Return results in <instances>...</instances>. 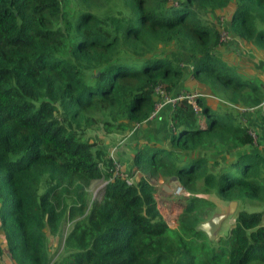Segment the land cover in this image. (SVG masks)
<instances>
[{"label": "trees", "instance_id": "obj_1", "mask_svg": "<svg viewBox=\"0 0 264 264\" xmlns=\"http://www.w3.org/2000/svg\"><path fill=\"white\" fill-rule=\"evenodd\" d=\"M217 14L264 58V0H0V264H264L263 211L240 209L217 243L197 229L198 193L264 200V78L222 55ZM190 80L200 112L164 107L168 138L137 142L128 183L105 137L149 120L158 85ZM173 176L190 193L177 227L150 181Z\"/></svg>", "mask_w": 264, "mask_h": 264}, {"label": "rangeland", "instance_id": "obj_2", "mask_svg": "<svg viewBox=\"0 0 264 264\" xmlns=\"http://www.w3.org/2000/svg\"><path fill=\"white\" fill-rule=\"evenodd\" d=\"M216 19V17H215ZM216 21V20H215ZM228 25V24H227ZM233 36V35H232ZM233 52L234 58L236 57V61L238 62L237 66H240V69H244L245 71H250V75H262L264 78V58L261 56L260 53L249 51L245 46L239 41V38L233 36L231 39V42L227 44V46L224 48L223 52L226 54L229 52ZM236 62V63H237ZM241 63V64H240ZM244 64V66H242ZM243 67V68H242ZM242 71V70H241ZM243 71L244 73H246ZM192 85H189L186 87V83L184 86V90L191 89ZM219 109L223 110V106L219 104ZM159 127L155 129L152 134L151 132L147 133L151 137H156L160 138L161 140L168 138V125L166 123H158ZM101 133V132H100ZM131 134V133H130ZM87 136H95L100 138L99 132L96 130H89ZM108 138V136H106ZM114 138L109 142L112 145H121L123 141H125L128 137L129 134H116L113 136ZM131 139V138H129ZM221 161H225L224 158L227 156L225 154H220L219 155ZM227 160V158H226ZM120 171L116 174L121 175V173H127L130 175V177H133V180L139 179L143 174L140 171H137L136 168L134 169H126L122 164ZM42 173H43V180L44 182L47 179V172L44 168H42ZM132 179V178H130ZM150 181L152 184L155 185L156 187V198L158 202V206L160 208L161 213L167 220V222L171 225V227H177L178 226V221H179V216L182 213L186 202H187V197H185L183 194L179 195L176 194L173 190V192H167L163 189V185L167 184L170 187L175 188L176 185H178L176 182H172L170 178H164L160 177L159 179L156 178H150ZM107 183V179L105 178H100V179H94L89 186V191L93 200H101L104 190H105V185ZM203 180H200L198 182V188L201 189L203 187ZM200 197H203L204 199L208 200V202L203 203L204 207H207L206 209H203L201 212V223L208 221L213 214L215 213H229L231 214L227 217V219L224 220L221 231L218 235V237L214 240L215 243L221 238V237H228L230 235L231 228L235 224V216L237 212L240 209H246L250 212L253 211H263L264 212V200H255V199H246L245 197L241 198L239 201H237L235 205V210L230 211V202L222 199L218 194L216 193H198L197 194ZM73 226V223L71 221H66L64 222L62 226L61 233L57 236H49L48 238V247H49V257L51 258V263L54 262L56 259L60 257L62 254L63 250V244H64V239L67 233L71 230Z\"/></svg>", "mask_w": 264, "mask_h": 264}, {"label": "built area", "instance_id": "obj_3", "mask_svg": "<svg viewBox=\"0 0 264 264\" xmlns=\"http://www.w3.org/2000/svg\"><path fill=\"white\" fill-rule=\"evenodd\" d=\"M217 18H218V23L220 25V40H221L222 43L228 44V43L231 42V39L233 38L234 35L230 32L229 28L227 27V21H226L227 17L225 15H218ZM235 38H236V36H235ZM239 41L241 42L240 38H239ZM248 50H250V49H248ZM250 51H252V50H250ZM155 94L158 96L159 100H158V102H157V104L155 106V109L152 112V114H151L149 119L158 118L160 113H161V111H162V109L164 107H167L169 105H174L178 101H180L181 99H188L189 102L194 104V106H195L196 110L198 111V113L201 110L198 107L197 102H196L197 97L199 95H201L199 92L189 93L186 90H183L182 92H180L178 94H172L163 85H158L155 88ZM245 111H246V109H244V112ZM249 131L252 134V136L254 137V141L256 142L258 137H259V134H258L257 130L250 128ZM120 168H121L120 163H117L116 164V168H115L116 173H118L120 171ZM121 176L125 177L127 179L128 183H130V184L133 183V177H130L129 174L121 173ZM130 178H132V179H130ZM173 190H174V192L176 194H179V195L183 194L185 197L190 196L189 191H187L185 188H183V187H181L179 185H176L175 188H173Z\"/></svg>", "mask_w": 264, "mask_h": 264}, {"label": "crops", "instance_id": "obj_4", "mask_svg": "<svg viewBox=\"0 0 264 264\" xmlns=\"http://www.w3.org/2000/svg\"><path fill=\"white\" fill-rule=\"evenodd\" d=\"M212 15L213 14H211V16ZM226 46H227V44H225L224 47L221 48L222 49L221 53H222V55H224L225 58H227L229 61H231L235 64V61L231 60L235 56V55H233V52L230 51L227 54L225 52H223V50ZM252 53H254V51H252ZM242 66H244V64H242ZM192 84H194L193 81L189 82V84H187L186 87L189 85H192ZM195 86H196V84H195ZM196 89H198L197 86H196ZM158 118H159V120L160 119H166V116L163 115V117H162L160 114ZM158 118H156L154 120L149 119V120L143 122L142 124H140L139 126L135 127L133 129V131L131 132V134H129V137L125 141H123V143L119 146L112 145L111 143H109L114 138L113 137L114 135H109L108 138L105 137L106 142H108L107 145L109 147V151H110L111 156H114V158L116 160L120 161L121 164L124 166V168H126L127 170L132 167V162H133L132 157H133V152L135 151L137 142L146 139V138H143V136L147 132H151V134H152L153 129L151 127H153L155 124L159 123V120L156 121ZM254 121H257V119L253 120V124H254ZM259 124H260V122H259ZM261 127H263V126L260 125V128ZM129 138H131V139H129Z\"/></svg>", "mask_w": 264, "mask_h": 264}, {"label": "water", "instance_id": "obj_5", "mask_svg": "<svg viewBox=\"0 0 264 264\" xmlns=\"http://www.w3.org/2000/svg\"><path fill=\"white\" fill-rule=\"evenodd\" d=\"M170 180L172 182H176V183L178 182V179L176 176H173ZM163 189L167 192H171V193L173 192V187H170L167 184L163 185ZM236 203H237L236 200H231L230 211L235 210ZM230 214H231V212H229V213H215L212 215V217L208 221L200 223L197 226V229L204 232L210 240L214 241L218 237V235L221 231V227H222L224 220L227 219V217Z\"/></svg>", "mask_w": 264, "mask_h": 264}, {"label": "clouds", "instance_id": "obj_6", "mask_svg": "<svg viewBox=\"0 0 264 264\" xmlns=\"http://www.w3.org/2000/svg\"><path fill=\"white\" fill-rule=\"evenodd\" d=\"M178 184V183H177ZM180 186V185H179ZM170 225V224H169ZM171 226V225H170Z\"/></svg>", "mask_w": 264, "mask_h": 264}]
</instances>
